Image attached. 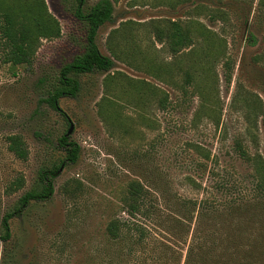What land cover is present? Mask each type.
Returning a JSON list of instances; mask_svg holds the SVG:
<instances>
[{
    "label": "rangeland",
    "instance_id": "obj_1",
    "mask_svg": "<svg viewBox=\"0 0 264 264\" xmlns=\"http://www.w3.org/2000/svg\"><path fill=\"white\" fill-rule=\"evenodd\" d=\"M43 1L59 35H34L28 65L2 62L0 40V235L2 215L38 186L37 171L62 160L58 139L69 123L65 137L79 148L74 162L59 165L50 197L8 220L0 264H95L103 226L119 213L132 178L155 177L160 190L168 180L178 194L200 198L211 190L216 161L227 178L249 185L251 166L232 145L238 140L264 161V0H111V21L95 43L112 65L69 74L79 85L57 99L65 117L47 96L59 68L83 51L85 22L74 16L76 0ZM95 1L83 0L81 11ZM213 10L221 17L211 19ZM169 20L190 28L191 43L176 53L158 33ZM11 134L22 139L25 159L7 150ZM18 176L22 186L9 190Z\"/></svg>",
    "mask_w": 264,
    "mask_h": 264
},
{
    "label": "trees",
    "instance_id": "obj_2",
    "mask_svg": "<svg viewBox=\"0 0 264 264\" xmlns=\"http://www.w3.org/2000/svg\"><path fill=\"white\" fill-rule=\"evenodd\" d=\"M76 0L74 16L85 22L83 51L58 70L56 84L48 93L50 107L58 109L59 97L74 96L78 81L69 74L106 71L112 60L102 54L95 43L98 28L111 21V0H96L86 12ZM213 10L210 18L221 17ZM1 61L11 65L30 63L34 52L33 36L57 37V21L46 10L43 0H0ZM164 33L169 50L176 53L189 46L190 28L176 20H169ZM224 77L229 79V64L224 63ZM185 80L189 75L185 72ZM157 105L164 107L167 95L159 94ZM7 150L25 159L27 150L19 135L6 136ZM64 155L57 165L40 168L36 174L38 186L25 190L13 208L1 217L3 234L9 237L8 220L17 216L30 201H44L52 194V180L62 163L74 162L78 144L58 139ZM232 150L251 166L249 185L227 178L225 168L216 161L210 171L211 190L198 197H186L171 190L167 180L161 190L157 178H132L118 197L119 213L111 215L103 226V239L94 250L95 264H264V161L258 154L250 155L235 140ZM208 155H206V158ZM202 163H199L201 166ZM187 183L197 189L199 182L185 176ZM78 183V182H76ZM21 176L16 177L9 190L20 188ZM73 191V190H72ZM90 262V258L88 259ZM88 264V262H87ZM93 264V258H92Z\"/></svg>",
    "mask_w": 264,
    "mask_h": 264
},
{
    "label": "water",
    "instance_id": "obj_3",
    "mask_svg": "<svg viewBox=\"0 0 264 264\" xmlns=\"http://www.w3.org/2000/svg\"><path fill=\"white\" fill-rule=\"evenodd\" d=\"M68 120V119H67ZM69 121V120H68ZM70 130H71V125H70V123H69V126H68V128H67V130H66V132H65V135H67V134H69L70 133Z\"/></svg>",
    "mask_w": 264,
    "mask_h": 264
}]
</instances>
